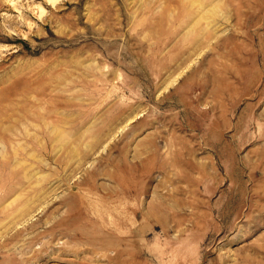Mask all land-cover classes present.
<instances>
[{
  "label": "rangeland",
  "instance_id": "1",
  "mask_svg": "<svg viewBox=\"0 0 264 264\" xmlns=\"http://www.w3.org/2000/svg\"><path fill=\"white\" fill-rule=\"evenodd\" d=\"M0 264H264V0H0Z\"/></svg>",
  "mask_w": 264,
  "mask_h": 264
}]
</instances>
